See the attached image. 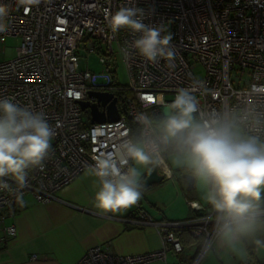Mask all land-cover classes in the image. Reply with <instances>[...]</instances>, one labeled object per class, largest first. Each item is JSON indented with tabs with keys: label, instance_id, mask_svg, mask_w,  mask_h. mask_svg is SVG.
Instances as JSON below:
<instances>
[{
	"label": "built area",
	"instance_id": "2783aa9c",
	"mask_svg": "<svg viewBox=\"0 0 264 264\" xmlns=\"http://www.w3.org/2000/svg\"><path fill=\"white\" fill-rule=\"evenodd\" d=\"M0 4L9 8L8 31L0 33V41L20 39L15 55L0 61V100L14 98L21 107L42 111L55 130L42 164L27 169L26 185L19 190L22 200L26 194L42 203L57 199L62 188L89 170L96 156L131 139L130 121L139 127L141 136L137 114L144 113L154 123L166 117L168 103L179 88L195 96L205 115L235 112L246 117L252 130L264 135V125L254 124L257 117L264 121V92L254 89L264 86V0H41L28 10L17 9L15 0H0ZM132 6L144 10L145 24L162 26L172 34L175 56L171 62L146 61L131 47L138 33L123 28L113 34L108 28L107 17L121 7ZM125 47L130 53L127 59L121 52ZM80 50L96 54L101 69H91L88 62L80 66ZM119 60L125 71L124 83L118 78ZM198 64L204 69L203 77L193 72ZM90 92L110 93L115 98L116 121L90 122L89 108L82 109L80 102L96 103L106 114ZM165 154L157 167L169 178ZM4 179L16 188L11 177ZM19 203L15 194L0 191V230L6 236L15 234L14 225H4V221L15 214ZM189 204L195 212L203 209L196 202ZM127 210V216H101L155 228L161 248L119 255L95 245L78 264H149L157 260L168 264L167 252L183 251L178 236L183 229L192 237H202L192 261L198 264L221 234L222 221L212 207L202 215L181 220L154 219L140 202ZM238 264L253 262L246 259Z\"/></svg>",
	"mask_w": 264,
	"mask_h": 264
},
{
	"label": "clouds",
	"instance_id": "9594fccd",
	"mask_svg": "<svg viewBox=\"0 0 264 264\" xmlns=\"http://www.w3.org/2000/svg\"><path fill=\"white\" fill-rule=\"evenodd\" d=\"M15 2L17 9L28 10L41 0ZM8 14V6L0 4V33L8 31ZM144 18L142 8L121 7L107 17V25L113 34L123 28L138 33L131 47L146 61L171 62L175 56L172 34L162 26L150 27ZM121 52L125 59L130 55L127 47ZM254 89L264 92V86ZM13 100H0V191L15 194L22 203L19 190L26 185L27 169L42 164L55 130L45 113ZM168 109L169 114L155 123L144 113L137 114L141 136L125 139L113 151L94 158L88 171L99 182L95 208L115 214L136 205L143 195L141 169L150 171L159 166L163 153L174 152L185 157L194 175L210 186L207 201L220 215L221 235L235 239L255 233L264 215V135L252 130L246 117L235 112L205 115L186 88L177 89ZM254 124L261 126L264 121L257 117ZM5 177L14 180L15 189Z\"/></svg>",
	"mask_w": 264,
	"mask_h": 264
},
{
	"label": "crops",
	"instance_id": "0c3cea01",
	"mask_svg": "<svg viewBox=\"0 0 264 264\" xmlns=\"http://www.w3.org/2000/svg\"><path fill=\"white\" fill-rule=\"evenodd\" d=\"M169 169L171 177L154 183L153 189L143 188L141 206L157 220H181L196 215L198 212L189 204L192 201L207 212L211 207L207 201L210 186L193 171H188L194 176L190 189L194 191L191 198H184L180 191V172ZM150 171L142 170V182ZM166 180L171 181L170 187ZM184 187L188 190L187 182ZM98 189L97 178L85 171L62 188L55 200L42 203L26 194L22 203L16 205L15 214L4 221V225H14L15 234L6 236L0 230V264H78L85 251L95 245L119 255H136L161 248V237L155 228L102 217L94 202ZM261 208H264V193ZM128 212L130 210L115 214L127 216ZM260 220L257 231L251 235L234 239L220 234L198 264H238L246 259L264 263V219ZM185 249L188 252H184ZM196 252V246L186 247L180 253L170 251L166 261L192 264ZM149 264L164 262L157 260Z\"/></svg>",
	"mask_w": 264,
	"mask_h": 264
},
{
	"label": "rangeland",
	"instance_id": "374dc122",
	"mask_svg": "<svg viewBox=\"0 0 264 264\" xmlns=\"http://www.w3.org/2000/svg\"><path fill=\"white\" fill-rule=\"evenodd\" d=\"M19 42H20V39L18 37H9L5 42L0 41V61L13 57L15 55V48L18 46ZM78 53L80 56L79 58L80 66L86 65V63L88 62V65L90 66L91 69L93 70L101 69V65L98 62V56L96 54H93V53L88 54L87 52L83 50H80ZM118 64H119L118 69H117L118 78H119V81L124 83L126 82V77H125V71H124L121 60L118 61ZM193 72L195 76L197 77L204 76V69L199 64L195 66V68L193 69ZM83 116L87 120V114L85 112L83 113ZM166 162L169 168H171V170H173L174 172L175 171L180 172L179 174V177H180L179 180H180V186H181L180 191L184 194V198L186 196H188V198H191L192 192L194 190H186V188L184 187L186 180L184 179L183 175L187 174L188 171H192V169L188 166L185 157L177 153H174V152H169L167 153ZM142 170L143 169H141V171ZM174 179H175V176H174ZM166 182H169V184H167L168 187L172 185L170 180H166ZM154 187H155V184H152L149 186V189H153ZM184 252H188V250L185 249ZM168 261H170V259H168Z\"/></svg>",
	"mask_w": 264,
	"mask_h": 264
},
{
	"label": "water",
	"instance_id": "95a60500",
	"mask_svg": "<svg viewBox=\"0 0 264 264\" xmlns=\"http://www.w3.org/2000/svg\"><path fill=\"white\" fill-rule=\"evenodd\" d=\"M90 95H95L101 106L106 109L105 112L99 110V106L96 103L89 104L87 102H80L82 109L89 108L90 122L101 123L104 121H116L119 117V113L116 106L115 98H112L110 93L105 92H90ZM110 100V101H109ZM109 102V103H108ZM164 175L160 173L158 167H153L151 171L144 177L143 188L148 187L154 183L161 181ZM184 178L187 182V189L190 190L193 186L194 176L191 173L184 174Z\"/></svg>",
	"mask_w": 264,
	"mask_h": 264
},
{
	"label": "trees",
	"instance_id": "16d2710c",
	"mask_svg": "<svg viewBox=\"0 0 264 264\" xmlns=\"http://www.w3.org/2000/svg\"><path fill=\"white\" fill-rule=\"evenodd\" d=\"M129 125H130L131 139L132 140L138 139L140 137V135H139V127L136 124H134L132 121L129 122ZM167 153H169V152H166V155H167ZM152 168L153 167H151V169ZM146 175H147V172H146V174L144 176H146ZM202 214H204L203 211L197 213L196 215H202ZM178 236H179V238H180V240L182 242L183 249L186 248V247H190V246H196L197 249H198L199 246L201 245V242H202V237L201 236H199V237H192L188 233V230L187 229L180 230L178 232ZM253 264H257V263L254 262Z\"/></svg>",
	"mask_w": 264,
	"mask_h": 264
}]
</instances>
